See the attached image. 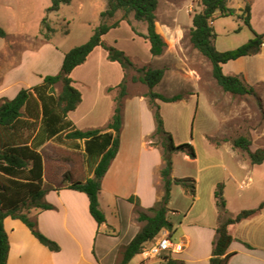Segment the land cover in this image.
I'll use <instances>...</instances> for the list:
<instances>
[{
  "label": "crops",
  "instance_id": "1",
  "mask_svg": "<svg viewBox=\"0 0 264 264\" xmlns=\"http://www.w3.org/2000/svg\"><path fill=\"white\" fill-rule=\"evenodd\" d=\"M245 5L246 0L237 11ZM98 8L102 12L105 5H99ZM10 10L11 2L0 0V14ZM218 17H222L219 12L214 15L215 19ZM190 19L192 20V17ZM215 19L212 24L214 29ZM158 23L157 19V25ZM251 24L256 32L264 34V0H252ZM106 36L107 34L103 38ZM216 36L215 41L219 35ZM164 39L167 43L172 40ZM104 40L109 42L108 38ZM52 41L53 38L46 40L35 50L42 46L47 48ZM118 42V39L112 41L116 44ZM226 50L230 49H222ZM49 55L50 59L57 57V63L53 64L55 67L47 62L42 68H33L30 73L33 80L14 79L8 82L9 73L19 68L21 62H17L16 56L5 66L0 61V105L5 98H14L21 89L42 84L45 75L59 72L65 55L54 49ZM204 59L209 63L208 58L204 56ZM223 71L227 75H242L247 83L254 87L255 109L250 110V100H245L239 106V130H245L246 127L249 130L252 151L264 148V43L259 53L224 63ZM124 76L121 64L109 60L107 51L102 46H97L87 60L75 67L71 73L73 85L82 93V101L75 110L68 113V129L63 134L76 128L105 127L114 113L117 94L116 90L108 89L116 86L112 81L114 78L118 81ZM148 89L144 88L136 99L126 97L124 100L120 147L103 177L99 193L100 205L106 214L107 222L99 226L90 212L88 195L67 187L72 181H85L92 176V162L87 157L85 139L65 138L60 141L56 136L47 139L37 151L42 154L44 161L43 185L48 188L45 200L54 207L47 210L32 209L30 216L36 218L39 229L57 241L61 249L51 250L40 242L23 221L8 216L5 218L10 243L7 264H104L102 252L97 246L101 232L104 231L106 251L103 253L107 256L114 254L115 250L122 252L132 241L144 225V221L138 218V210L148 212L147 210L155 206L164 194V182L160 173L163 167L162 150L150 144V138L156 130V121L147 95ZM159 101L161 100L157 102ZM23 111L25 112V109ZM252 114H259L261 122L251 127L249 118ZM42 131L39 121L35 131L25 128L22 132L24 138L29 139V144L35 146L46 136ZM216 134L208 131L202 134V139H205L204 136L209 137L204 148L196 147L195 158L182 152L173 156L172 176L193 177L197 181V187L196 196L193 198L184 186L173 185L172 194L177 191L181 200L191 202L184 208L183 201L178 199L173 202L171 195L168 219L173 223L174 230L170 232L165 229L163 232L169 234L173 243L172 249L159 258L147 259L140 253L127 264H161L164 257L183 260L188 264H210L217 227L223 219L216 197L218 186L222 185L226 208L231 215H236L244 209L257 208L264 202V161L260 164L253 163L247 151L235 147L233 142L228 140L230 134H226V131H222L221 135ZM4 135V131L0 130V136ZM215 138L222 141H215ZM77 163L81 170L86 172L82 179L75 175ZM67 173L71 177L70 180L65 179ZM131 197H134L135 201H131ZM137 200L140 202L139 206L136 204ZM175 216L177 218H173ZM229 230L234 236L229 247V252L232 253L229 264H264V208L253 216L231 224ZM110 241L114 242V245L107 246V249L106 245ZM137 256L143 257L137 261ZM120 258L121 254L118 262Z\"/></svg>",
  "mask_w": 264,
  "mask_h": 264
},
{
  "label": "trees",
  "instance_id": "2",
  "mask_svg": "<svg viewBox=\"0 0 264 264\" xmlns=\"http://www.w3.org/2000/svg\"><path fill=\"white\" fill-rule=\"evenodd\" d=\"M72 1L53 0L49 11L59 10L62 3H71ZM201 3L203 9L192 16L191 42L211 61L213 76L223 90L233 95L255 94L254 87L247 83L242 75H227L223 71L224 63L261 51L264 34L256 32L251 24L252 0H246L245 7L239 12L229 7L227 0H201ZM158 4L159 0H107V8L101 12L100 25L95 28L93 35L86 43L75 46L65 54L61 70L57 74L44 76L42 84L32 88H23L14 98H5L0 105V130L5 134L0 136V264H7L9 257L10 243L5 228V218L8 216L23 221L40 242L51 250L61 249L55 240L39 229L36 218L30 216L32 209L47 210L54 207L53 204L45 200L48 188L43 185L44 161L42 154L37 151V148L47 139L55 136L60 141L65 138L85 139L87 157L92 162V176L85 181H72L67 187L88 195L90 212L99 226L107 222L106 214L100 205L99 193L102 189L103 177L120 147L124 100L128 95L127 76L130 69L137 71V74L133 76L134 81H141L149 87L147 95L150 98L156 121V130L150 138V144L158 146L162 150L163 167L160 173L164 182V194L155 206L147 210L148 212L138 210V218L140 221H144V225L121 252L118 264L129 263L136 255L142 253L144 247L150 246L163 230L168 229L170 232L174 230L173 223L168 219L173 185L184 186L195 198L196 179L193 177L174 178L172 172L174 154L182 152L195 158L197 156L196 147L191 142L179 144L175 142L172 133L165 127L161 106L157 102V100L174 102L182 99V96L179 94L168 96L154 91V87L163 80L166 74L165 68L138 67L124 50L106 42L103 38L120 23L116 21L110 24L108 19L113 18L118 11L122 10L124 11L123 20H127L131 24L129 15L133 13L136 20L147 23V32H138L134 27L133 30L150 42L152 55H162L167 43L157 30L156 10ZM217 12L221 16L234 14L243 19L254 37L234 49L226 51L217 49L215 45L216 33L211 23ZM44 28L47 29L44 36L46 39H50L55 30L47 24V17L43 19ZM68 32L69 30L66 31V33ZM0 35L3 37L7 35L2 27H0ZM97 46H102L108 53V59L119 62L125 72L123 80L108 89L117 91L114 113L105 127L76 128L63 134L68 129L66 121L68 113L75 110L82 101V93L73 85L71 73L75 67L87 60L89 54ZM58 83L62 88L56 94L54 87ZM39 121L42 124V134H46V136L37 145L31 146L29 139L24 138L22 131L25 128L35 131ZM233 144L235 147L247 151L253 163L260 164L264 161V148L252 151L251 140L248 136L241 135L235 138ZM65 179H71L68 173L65 175ZM216 197L223 219L217 227L210 264H229L232 255L229 252V247L234 240L229 226L258 213L264 208V202L257 208L244 209L236 215H231L226 208L222 185L218 186ZM130 200L135 201L134 197H131ZM136 204L140 205L139 200L136 201ZM161 264L188 263L172 257H164Z\"/></svg>",
  "mask_w": 264,
  "mask_h": 264
},
{
  "label": "rangeland",
  "instance_id": "3",
  "mask_svg": "<svg viewBox=\"0 0 264 264\" xmlns=\"http://www.w3.org/2000/svg\"><path fill=\"white\" fill-rule=\"evenodd\" d=\"M9 1L11 2V10L0 14V27L9 32L5 37L0 35V61L5 66L16 56L17 62L21 63L19 68L11 70L7 77L8 82L14 79L33 80L30 74L33 72L32 69L35 67L42 68L47 62L52 63L54 68L55 65L53 64L57 63V57L50 59L48 57L50 51L54 49V51L65 55L75 46L86 43L93 35L95 28L101 23L99 5H105L104 10L107 8V0H73L71 3H62L60 9L56 11H49L53 0ZM243 1L227 0V4L237 11ZM202 9L201 0H159L156 10L159 21L157 30L164 38H172L168 43L166 42L165 51L160 56L152 55L150 42L142 39L143 37L140 35H136L133 27L138 32L147 31V23L136 20L133 13L129 15L131 24L127 20H123L124 11L122 10L118 11L113 18L108 19L110 24L116 21L120 23L118 27L111 29L104 37L108 38V43L124 50L138 67L165 68L166 74L163 80L154 87V91L168 96L177 94L182 96V99L174 102L159 101L161 113L164 122H166L165 127L167 130H171L177 143L191 142L198 149L206 146L209 136H204L205 139H202V134L204 135L206 131L214 133V135L215 133L221 135L222 131H226V134H230L228 140L232 142L240 134L250 137L247 127L245 130H239L237 112L245 100H250L249 104L252 106L250 110L254 111L255 109L253 106L254 94L230 95L231 93L223 90L213 76L212 67H210L211 61L206 63L204 55L191 42L192 20L190 17ZM45 17H47V24L55 30L51 36L53 41L49 43L47 48L42 46L43 49L35 50L46 40L51 39H46L44 36V32H47V29H43ZM213 20L211 21L212 24ZM214 25L215 33L219 35L215 45L220 51L237 48L253 36L244 20L239 19L234 14L218 17L215 19ZM67 30H69L68 33H66ZM114 39L119 40L118 44L112 43ZM49 60L51 61L49 62ZM115 71L117 72V69ZM135 74H137L135 69L128 71L127 98L131 99H136L137 95L148 87L141 81H134L133 76ZM122 80L117 81L114 78L112 81L117 85ZM61 88L60 83L56 84L55 93L58 94ZM191 94L195 95L190 96ZM216 98L217 101H215ZM257 108H259V104H257ZM252 115L249 118L251 127L261 122L259 114ZM263 115L264 113L262 117ZM214 140L222 141L220 138ZM74 171L75 175L81 179L86 175L85 170H81L79 163L76 164ZM172 195L173 202L178 199L180 202L183 201L181 197L177 196V191H173ZM190 202V200H184L182 202L183 207L187 208ZM103 233L104 231L98 236L97 246L102 252L104 264H117L121 250L119 253L115 250L114 254L105 255L103 253L105 250ZM110 242L106 248L114 245V242ZM142 257L137 256L136 260L139 261Z\"/></svg>",
  "mask_w": 264,
  "mask_h": 264
},
{
  "label": "built area",
  "instance_id": "4",
  "mask_svg": "<svg viewBox=\"0 0 264 264\" xmlns=\"http://www.w3.org/2000/svg\"><path fill=\"white\" fill-rule=\"evenodd\" d=\"M173 243L167 232L160 234L158 238L148 247H144L142 254L145 258H158L163 256V254L172 249Z\"/></svg>",
  "mask_w": 264,
  "mask_h": 264
}]
</instances>
